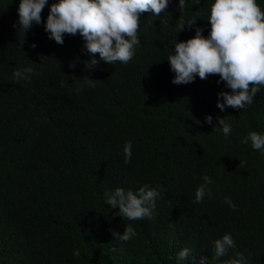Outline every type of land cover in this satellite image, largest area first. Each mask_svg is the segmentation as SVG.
<instances>
[{
    "label": "trees",
    "instance_id": "1",
    "mask_svg": "<svg viewBox=\"0 0 264 264\" xmlns=\"http://www.w3.org/2000/svg\"><path fill=\"white\" fill-rule=\"evenodd\" d=\"M20 2L0 0V264H224L236 252L264 264V152L241 142L264 135V86L251 105L221 111L218 94L232 90L218 74L177 85L167 60L197 28L210 34L214 0H186L183 14L179 0L161 16L142 13L133 58L112 64L97 53L91 69L79 33L61 45L45 31L58 0L26 35ZM181 20L196 24L180 32ZM28 67L31 78L17 82L14 72ZM145 185L160 192L152 219L129 220L106 203L105 192ZM202 185L203 202L193 203ZM129 224L132 238L118 240ZM225 234L236 248L214 260ZM185 248L189 259L178 261Z\"/></svg>",
    "mask_w": 264,
    "mask_h": 264
},
{
    "label": "clouds",
    "instance_id": "2",
    "mask_svg": "<svg viewBox=\"0 0 264 264\" xmlns=\"http://www.w3.org/2000/svg\"><path fill=\"white\" fill-rule=\"evenodd\" d=\"M47 3L48 0H21L18 8L19 30H23L26 35L34 24H41V13ZM195 3L199 4L200 0H195ZM168 5L169 0H58L50 7L45 31L50 39L61 45L65 34L75 36L79 33L85 41L87 52L92 54V59L84 62L88 69L98 64L95 58L97 53L100 60L108 63H128L140 44L137 35L140 15L150 12L161 16ZM178 6L183 14L186 0H179ZM168 19L165 17L161 22L167 23ZM208 21L211 31L207 37L203 35V28H197L193 38L175 44L174 53L167 59L175 73L172 83L188 84L197 75L203 80L209 75L218 74L232 91L218 94L222 101L218 99L217 107L221 111L226 107L244 109L245 105L253 103L260 86H264V11L257 0H214ZM185 23L191 29L196 20H181L180 32L184 30ZM31 47L35 48L36 44ZM69 67L74 69L76 61L69 62ZM32 72L31 67L18 69L14 72V78L17 82L29 80ZM83 80L95 87L94 79L84 77ZM217 119L223 134L228 136L231 125L225 118ZM212 121L211 115L206 116V123L211 125ZM215 130L218 127H214ZM249 141L254 150L264 152V135L253 131L241 142L248 144ZM124 155L125 163H129L132 158L130 141L125 143ZM202 179L205 185L212 183L207 175ZM205 194V186L197 188L193 203H202ZM105 196L106 203L118 209L124 218L152 219L160 192L145 185L138 191L116 188L114 192H105ZM225 203L233 209L236 207L228 197H225ZM133 235L134 229L130 224L122 235L114 233L120 241H128ZM235 248L233 237L225 234L214 241L212 258L220 260ZM190 253V249H183L178 254V261L189 259ZM207 260V257H202L200 264H206ZM224 264H248V260L243 253L236 252L235 258Z\"/></svg>",
    "mask_w": 264,
    "mask_h": 264
}]
</instances>
